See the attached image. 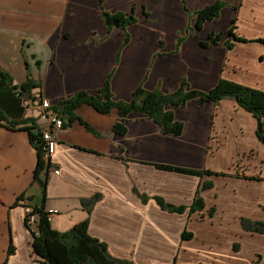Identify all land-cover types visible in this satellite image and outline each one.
<instances>
[{"label":"crops","instance_id":"crops-1","mask_svg":"<svg viewBox=\"0 0 264 264\" xmlns=\"http://www.w3.org/2000/svg\"><path fill=\"white\" fill-rule=\"evenodd\" d=\"M215 1L105 0L110 12L134 9L138 21L128 26L125 44L126 31L109 29L99 0H0V71L12 78L0 83V112L6 116L0 120V264H47L35 254L26 223V205L41 204L52 228L67 231L89 218L88 232L108 243L113 256L135 264H264V246L254 244L264 233L242 224L243 218L264 220V143L258 120L235 99L169 105L183 124L180 135L163 132L138 111L128 114L127 132L120 134L114 131L117 109L101 113L82 104L78 115L99 134L79 120L54 131L52 161L60 173L42 174L44 202L29 123L7 122L33 117L41 131L49 128L42 110L35 103L25 107L22 98L41 90L48 108L79 90L96 94L109 74L115 100L130 101L141 85L177 90L184 78L207 91L219 78L264 90V42L257 41L264 39V0H222L227 5L219 17L187 33L194 13ZM235 15L236 33L246 41L228 48L224 42ZM221 30V43L203 47L212 31ZM180 36L185 39L177 47ZM237 158L252 165L245 174L262 178L242 177V170L233 169ZM155 163L217 174L200 177ZM205 180L214 182L202 192L205 208L191 212ZM95 194L100 197L89 212L83 202ZM156 196L187 208L163 207ZM185 229L193 234L189 240L182 239ZM236 243L241 247L234 250ZM257 251L263 254L255 261Z\"/></svg>","mask_w":264,"mask_h":264},{"label":"trees","instance_id":"trees-1","mask_svg":"<svg viewBox=\"0 0 264 264\" xmlns=\"http://www.w3.org/2000/svg\"><path fill=\"white\" fill-rule=\"evenodd\" d=\"M105 0H99V6L101 9L100 15L104 19L105 24L109 29L113 27H119L126 31L125 44L128 43L130 39V34L127 31L129 25L135 24L138 19L134 15V9L129 12L119 11L110 12L105 9ZM227 3L222 0H217L212 4H207L202 9L196 11L194 16L196 21L194 26L189 25L186 32L189 30H202L206 21H211L220 16L221 10L225 7ZM236 8H238L236 6ZM237 15L232 17V25L228 31L229 39L224 42L228 48L234 46L235 41H246V39L239 37L236 33L237 25ZM222 32L212 31L209 34V39L202 41L203 47L211 46L214 44H219L222 41ZM185 37L180 36L178 39L179 47L184 41ZM257 41L264 42V39H259ZM160 44L163 46L162 41ZM160 45V46H161ZM12 82V78L3 71H0V83ZM31 84H24L22 88H28ZM17 87V86H16ZM111 87V74L107 77L104 85L98 89L96 94H90L83 90L77 91L70 98H64L53 106H49L54 112L63 115L64 127L71 126L75 121L79 120L83 125L94 133L99 134V132L77 113V109L83 104H89L95 107L101 113H109L113 108L118 110L119 120L116 121L114 125V131L120 134H125L127 132L126 122L129 120L128 114L133 111H138L144 113L145 116L155 120L163 129L165 133H173L174 135H180L183 132L182 122L175 119V115L172 109H168L169 105L175 106H186L188 101L194 98H200L206 102H218L221 99L233 98L237 101L239 106L245 110L251 112L254 117L258 120L257 125V135L260 140L264 143V90L256 89L251 86L239 84L238 82L226 80L219 78L215 87L210 90H202L197 88H192L189 81L184 78L179 86V88L173 91L163 92L160 88L154 90H148L145 86L141 85L136 90L133 91L132 99L129 100H115L112 93ZM6 116L0 112V120L4 119ZM11 127L15 125L29 123L26 126V130L29 131L30 139L33 145L36 146L38 152V164L35 170V181H37L42 187V202L45 201V196H47L46 190V178H42V174L47 172V166L50 165L45 159L42 152V131L36 125V121L33 117L27 118L23 121H7ZM158 169L173 170L174 172L189 173V175H196L203 177L204 175L217 174L211 170L207 169H189V167H179L172 164H158L155 163ZM250 179H257L254 176H245ZM214 182L211 180L202 181L199 185L195 199L190 205L191 212L196 210H204L205 202L202 192L211 188ZM100 197V194H95L93 197L85 199L83 204L87 207L89 212H91L92 206ZM158 203L166 208H170L177 212H184L187 208L186 205L172 206L164 202L162 197H157ZM18 199H24L21 195ZM18 202V200H17ZM16 202V203H17ZM28 206V205H26ZM33 208L32 213L37 217L35 227L38 230L36 234L31 228V223L29 222V214L26 213V223L28 227L32 230L34 241L33 249L35 254H37L43 261L47 264H135L130 260H125V258H118L113 256L108 248V243L95 238L88 232L89 228V218L84 221L75 224L67 231H59L52 228L49 212L45 208L44 204L41 205H30ZM215 208L212 207L210 210L211 215L214 213ZM242 224L245 229L253 232L264 233V220L252 221L249 218H243ZM193 234L187 229L182 232V239L189 240ZM239 244L234 245V250H237ZM14 249L11 246L9 253H13ZM177 264V263H172ZM201 264V263H197Z\"/></svg>","mask_w":264,"mask_h":264},{"label":"built area","instance_id":"built-area-1","mask_svg":"<svg viewBox=\"0 0 264 264\" xmlns=\"http://www.w3.org/2000/svg\"><path fill=\"white\" fill-rule=\"evenodd\" d=\"M23 105L25 107H30L34 103L37 105L38 109L42 110L43 117H48V121L50 122V127L42 130L41 139H42V152L44 154V159L50 163V165L47 166L48 170H52L54 173L59 174L60 169L53 166V156L55 153V150L57 149V141L54 136L55 130L63 129L64 127V117L54 112L52 109L46 108L43 105V94L41 90H36L33 94L29 95L28 97L22 98ZM26 213L29 214V222L31 223V228L33 231L38 234V230L35 227V223L37 220V217L32 213L33 208L28 205L26 206Z\"/></svg>","mask_w":264,"mask_h":264},{"label":"rangeland","instance_id":"rangeland-1","mask_svg":"<svg viewBox=\"0 0 264 264\" xmlns=\"http://www.w3.org/2000/svg\"><path fill=\"white\" fill-rule=\"evenodd\" d=\"M237 25V24H236ZM237 31V30H236ZM215 32V31H214ZM217 32H222V34H223V30H221V31H217ZM216 32V33H217ZM250 166H252V165H248V167H250ZM248 167H247V165L246 164H244L243 165V161H242V159L241 158H237V160L234 162V164H233V169L235 170V171H237V172H241V170H242V172H243V174H241V176L242 177H245V176H250V175H247V174H245V172L246 171H248L249 169H248ZM243 168V169H242ZM252 168V167H251ZM250 168V169H251ZM251 177V176H250ZM254 177H256L257 179H261L262 177H260V176H254ZM246 178V177H245ZM239 244V246L237 247V249H239V247H241V244L240 243H238ZM255 245H261V246H264V240H258V241H256L255 243H254ZM261 251V250H260ZM260 251H257V252H255V257H254V260L256 261L257 259L258 260H260L261 258V254H263V253H261Z\"/></svg>","mask_w":264,"mask_h":264},{"label":"water","instance_id":"water-1","mask_svg":"<svg viewBox=\"0 0 264 264\" xmlns=\"http://www.w3.org/2000/svg\"><path fill=\"white\" fill-rule=\"evenodd\" d=\"M170 205V204H169Z\"/></svg>","mask_w":264,"mask_h":264}]
</instances>
